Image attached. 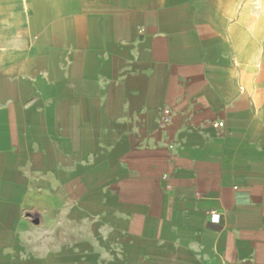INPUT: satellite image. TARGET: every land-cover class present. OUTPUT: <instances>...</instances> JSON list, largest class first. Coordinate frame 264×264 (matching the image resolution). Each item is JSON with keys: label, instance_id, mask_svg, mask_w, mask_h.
I'll list each match as a JSON object with an SVG mask.
<instances>
[{"label": "crops", "instance_id": "obj_1", "mask_svg": "<svg viewBox=\"0 0 264 264\" xmlns=\"http://www.w3.org/2000/svg\"><path fill=\"white\" fill-rule=\"evenodd\" d=\"M226 263L264 264V0H0V264Z\"/></svg>", "mask_w": 264, "mask_h": 264}, {"label": "built area", "instance_id": "obj_2", "mask_svg": "<svg viewBox=\"0 0 264 264\" xmlns=\"http://www.w3.org/2000/svg\"><path fill=\"white\" fill-rule=\"evenodd\" d=\"M171 110L169 108H165L164 109V113H163V121L164 123H168L169 122V119L171 117ZM216 127H222L224 125V123L222 121L220 122H217L214 124ZM228 264V263H226Z\"/></svg>", "mask_w": 264, "mask_h": 264}]
</instances>
